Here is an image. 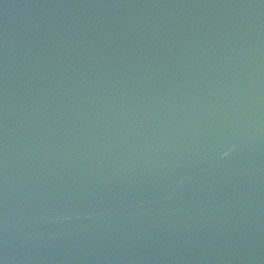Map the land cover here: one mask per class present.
Returning <instances> with one entry per match:
<instances>
[{"label": "water", "instance_id": "1", "mask_svg": "<svg viewBox=\"0 0 264 264\" xmlns=\"http://www.w3.org/2000/svg\"><path fill=\"white\" fill-rule=\"evenodd\" d=\"M0 264H264V0H0Z\"/></svg>", "mask_w": 264, "mask_h": 264}]
</instances>
